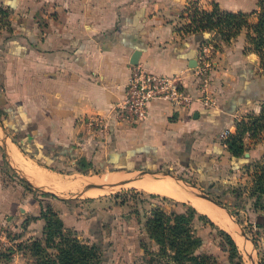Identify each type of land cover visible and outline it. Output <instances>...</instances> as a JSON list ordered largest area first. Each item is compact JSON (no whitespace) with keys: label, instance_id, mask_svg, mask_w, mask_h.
Wrapping results in <instances>:
<instances>
[{"label":"crops","instance_id":"crops-1","mask_svg":"<svg viewBox=\"0 0 264 264\" xmlns=\"http://www.w3.org/2000/svg\"><path fill=\"white\" fill-rule=\"evenodd\" d=\"M214 2L222 10L249 14L256 22L264 0H0V118L14 153L20 155L14 158L46 171L61 174L72 164L80 169L111 165V173L165 165L232 189L243 187L264 264V207L256 209L255 196L250 195L253 174L264 161V130L257 136L245 134L241 156H234L227 143L241 120H250L264 107V68L259 55L247 50L244 34L223 42L214 32L207 40L202 33L186 31L189 7L197 3L209 10ZM205 48L211 63L210 106L197 98ZM137 50L138 65L177 76L197 99L189 106L155 100L139 122L120 119L114 107L126 95ZM90 118H101L103 125H90ZM0 149V223L19 231L18 249L3 251L0 264L56 258L67 238L94 246L97 258L91 264H106L108 224L98 212L81 215V210L67 207V200L54 202L50 194L27 190V184L8 177L11 167L1 144ZM58 165L66 168H53ZM190 205L197 214L207 215ZM155 209L176 211L155 207L144 226ZM50 219L61 222V235L47 244ZM200 222L193 219L198 235ZM89 226L95 228L94 241L87 237ZM143 233L152 248L143 246L135 264H155L157 259L173 264L160 254V245L145 227ZM139 240L132 241L140 246ZM119 241L124 251V243H131L127 237ZM39 243L43 250L31 248Z\"/></svg>","mask_w":264,"mask_h":264},{"label":"rangeland","instance_id":"rangeland-1","mask_svg":"<svg viewBox=\"0 0 264 264\" xmlns=\"http://www.w3.org/2000/svg\"><path fill=\"white\" fill-rule=\"evenodd\" d=\"M1 113H2V109L0 108V114ZM9 137L11 139L10 134ZM11 146L12 149L15 150L14 149L15 147L12 144V139H11ZM1 152L2 150L0 149V153ZM22 161L25 164V166L23 165V167H25V170L29 173H32L33 176H35L34 178L37 179L38 177L41 178L42 180L43 179L46 180L50 186L54 187L60 193L65 195H72L78 193L80 190L86 188L88 184L95 182L96 180L99 182H104L109 184L125 177L128 178V176H130V174H121L120 173L121 170H118L116 171V175H117L115 178L116 180L115 179L105 180L107 179L106 177L110 178L112 175L110 171L114 170V166L111 165L106 166L102 164L97 166H90L87 168L84 167L82 169L78 168L75 164H72L67 168L64 167V165L63 166L58 165L53 167L56 170L66 168L65 169L66 172L59 174L56 172L46 171L45 169L40 168L35 164L27 162L23 158ZM124 169L125 168H122V170ZM144 169L169 171L173 174L183 177L184 179L191 182L193 185H195L202 191L208 192L216 200L225 204L227 208H229V210L233 213L235 218L243 225L248 236L253 240H255L256 248L253 251L256 255L259 256L261 260V256L259 255V250H258L259 234L256 232V224L253 222L252 215L250 216V212L248 211V209H251L249 208L250 205H247L250 202L248 199L249 197L246 198V196H243L242 194V191L244 192V190H242L243 187H239V190L234 188L232 189L230 185L228 187L221 182L206 180L204 179V176L196 177L195 174H193L192 172H190V170L185 168H169L168 166L162 165L161 167H156V168L152 167V168H144ZM8 177L10 179H18L24 182L23 184L25 185L27 184V182H25V180L12 168ZM144 180L153 181L150 179H144ZM161 181L162 182L166 181L169 183L176 184V186L180 189L183 187V185L174 182L173 180L171 181L169 179L154 180V182H161ZM39 184L41 186H49L46 183H44L45 185L42 184V182H40ZM95 189L100 191L95 192ZM27 190L33 193L42 194L41 191L34 189L33 187H29L27 188ZM50 196L52 197V200H54V202H56V200L57 202H60L59 200L61 198L59 199L58 197L52 194H50L48 197ZM251 198L252 197H250V199ZM65 204H67V207L72 210H81L80 214L85 216H89L93 213L98 212L99 218L103 219L104 220L103 222L108 224V227L104 228L105 234L107 235L105 240L106 239L108 240V243L104 245V260L106 261V264H122V260L126 256H127L126 258H128V261H124V263L135 264L137 263V260L135 258L140 256V252H142L143 246H145L146 248H152L151 247L152 245L149 243V241H147V238L143 233V229L145 227L144 222L146 218L155 207H163L164 209L170 211L173 209L175 210L181 209L183 207L182 204H185L186 206H192L190 205L192 203H190V201L188 200L177 199L171 195L164 193L152 192L150 190L141 187L139 184H133V182H128V181L126 185L120 189H115V190H105V189H97V188L90 189L84 194H79L78 197L67 199V202H65ZM81 204L88 207L82 210L81 209L82 207H80ZM222 211L227 216L226 212L223 209ZM113 216H115V221ZM117 217H119V219H116ZM209 218L210 220H212L211 222H213L215 226L220 228V230H225L229 234L232 233L231 235L234 238L238 249L234 253L231 263L228 257L227 247L222 243V240L219 238L217 231H215V229L211 227L210 223L207 225L206 223L200 222L198 223L199 232L203 236L205 242L203 250L215 254L216 264H250L248 253L253 249V247H251V242L249 241L245 242L242 236H240L239 238L242 239L246 244L244 245L238 244L235 239V236L233 235V232L230 233L222 224L220 225L218 221L211 218V216H209ZM107 221H112V222L108 223ZM7 227L9 228L10 239L12 242L10 249L16 251L18 249L17 245L19 244V240L17 241V233L19 231H12V229L9 226ZM87 228H88L87 237L89 238L90 241H94L96 239V236H94L95 228L90 226ZM15 232L16 235H14ZM123 237H127L131 240V243L129 244L124 243L125 251L123 249L120 250L121 245L118 244L120 243L119 239ZM133 239L136 241L140 239L141 240L140 246L139 244L133 242L132 241ZM115 241L117 242L116 247L114 244ZM145 260L143 261V263L146 262ZM25 262L27 264L26 260ZM155 264H164V261L162 259H157ZM261 264H262V260H261Z\"/></svg>","mask_w":264,"mask_h":264},{"label":"trees","instance_id":"trees-1","mask_svg":"<svg viewBox=\"0 0 264 264\" xmlns=\"http://www.w3.org/2000/svg\"><path fill=\"white\" fill-rule=\"evenodd\" d=\"M185 15H189L191 19L186 31L202 33L207 40L210 38L211 32H214L215 38L223 40V42H228L232 38L244 34L247 50L259 55L261 65L264 68L263 2L260 4L256 22L250 20L249 14L222 10L216 2L212 4V8L209 10L200 9L197 3H193ZM263 130L264 107L258 115L250 116V120H241L237 125L236 132L229 136L227 143L232 154L238 157L244 153V136L246 133L250 132L251 135L257 136ZM28 187L31 186L28 185ZM250 195L255 196L254 207L256 209L264 207V161L258 165L253 174ZM182 205L181 209L173 211L171 214L155 209L153 215L146 221V231L149 237L160 245V254L169 257L173 264H216L214 253L197 252V249L205 243L203 236L196 234L193 228V219L198 217L203 223L207 225L210 223L211 227L217 231L222 243L227 247L228 257L232 263L233 255L238 249L232 235L225 230H220L207 215L197 214L194 207ZM48 229L47 244L56 236L61 235V222L58 219L55 221L50 219ZM62 244L58 247L59 253L56 254V258H44L37 264H91L97 258V250L94 246L83 245L75 238H67ZM31 248L36 251L43 250L41 243L32 245ZM2 253L0 251V255Z\"/></svg>","mask_w":264,"mask_h":264},{"label":"built area","instance_id":"built-area-1","mask_svg":"<svg viewBox=\"0 0 264 264\" xmlns=\"http://www.w3.org/2000/svg\"><path fill=\"white\" fill-rule=\"evenodd\" d=\"M210 68L211 63L205 48L198 71L202 76V81L200 95L197 98L207 106L212 105V100L207 96L210 83L207 73ZM197 98H194L187 91L185 85L177 76L151 72L137 64L133 65L131 70L126 95L115 104L114 110L120 119L137 123L146 117L150 103L155 100H166L177 106H189ZM89 124L101 126L103 122L101 118H90ZM11 245L9 228L0 223V251L8 250Z\"/></svg>","mask_w":264,"mask_h":264},{"label":"water","instance_id":"water-1","mask_svg":"<svg viewBox=\"0 0 264 264\" xmlns=\"http://www.w3.org/2000/svg\"><path fill=\"white\" fill-rule=\"evenodd\" d=\"M140 54V51L137 50L132 57L131 63L132 64H137L138 63V56ZM0 144L4 149V153H5V157H6V162L8 163V165L15 170L24 180L25 182H27L28 185H30L31 187H33L34 189H37L41 192L47 193V194H52L58 198L67 200V199H72L75 197H78L79 194H84L86 193L88 190L90 189H105V190H115V189H120L123 186L126 185L127 183V179H132V180H136V179H150V180H161V179H169V180H173L174 182H177L183 186H186L187 188L190 189L191 193L198 197V198H202L208 201L209 204L217 206L218 208L223 209L226 214L227 217L230 218L233 223L235 228L237 229L238 233L240 234V236L243 237L244 241H249L251 242V247H253V249L248 253L249 255V260H250V264H261V260L259 258L258 255H256L254 253L253 250H255L256 248V242L255 240H253L252 238H250L247 234V232L245 231V228L243 227V225L235 218V216L233 215V213L229 210V208H227V206L225 204H223L222 202L216 200L213 196H211L208 192L202 191L201 189H199L198 187H196L195 185H193L191 182L187 181L186 179H184L183 177H180L176 174H173L169 171H164V170H149V169H124L121 170V174H130V176H128V178H122L118 181L106 184L104 182H92L90 184H88L86 186V188H84L83 190H80L78 193L72 194V195H65L60 193L57 189H55L54 187L50 186H41L39 183L43 182V180L41 178H34L35 176H33L32 173L27 172L22 163L20 161H17L14 158V150L12 149L11 146V139L9 137V134L7 132V129L4 126L3 121L0 118ZM116 172V171H115Z\"/></svg>","mask_w":264,"mask_h":264},{"label":"bare ground","instance_id":"bare-ground-1","mask_svg":"<svg viewBox=\"0 0 264 264\" xmlns=\"http://www.w3.org/2000/svg\"><path fill=\"white\" fill-rule=\"evenodd\" d=\"M16 156L18 157L20 155L17 154ZM24 169H25V167H24ZM116 176H117L116 173H112L111 177L110 178L106 177L107 179H105V180L115 179ZM161 180H168V179H161ZM127 181L128 182H133V184H139L141 187H143V188H145L147 190H150L152 192L164 193V194L171 195V196H173V197H175L177 199H184V200L190 201V203H192L194 206H196L199 210H201L202 212H204V213L208 214L209 216H211V218H213L214 220L218 221L220 223V225L222 224L230 233L233 232V235L235 236V239H236L238 244H241V245L246 244L245 242H247V241L244 242L242 239L239 238L240 234L238 233L237 229L235 228L233 221L225 215V213L222 211L221 208H218L217 206L211 205L207 201L194 196L191 193L189 188L182 187L180 189V188H178L176 186V184L169 183V182H166V181L165 182H162V181L161 182H154V180L153 181H148V180L146 181L144 179H142V180L141 179H136V180L127 179ZM44 183L47 184L48 182L46 180H44L42 182V184H44ZM106 184H108V183H106ZM96 191L99 192L100 190H96L95 189V192ZM214 212H215V214H214ZM247 245H249V244H247Z\"/></svg>","mask_w":264,"mask_h":264}]
</instances>
